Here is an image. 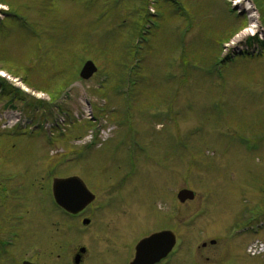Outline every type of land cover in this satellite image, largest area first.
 Wrapping results in <instances>:
<instances>
[{
	"label": "rangeland",
	"instance_id": "1",
	"mask_svg": "<svg viewBox=\"0 0 264 264\" xmlns=\"http://www.w3.org/2000/svg\"><path fill=\"white\" fill-rule=\"evenodd\" d=\"M174 1L0 0V264H72L80 247L83 264H128L165 229L164 264H264L248 251L264 227L244 232L264 223V43L224 61L251 36L246 4ZM87 60L98 72L81 81ZM70 176L97 197L75 219L51 196Z\"/></svg>",
	"mask_w": 264,
	"mask_h": 264
},
{
	"label": "water",
	"instance_id": "2",
	"mask_svg": "<svg viewBox=\"0 0 264 264\" xmlns=\"http://www.w3.org/2000/svg\"><path fill=\"white\" fill-rule=\"evenodd\" d=\"M96 71L92 63H87L81 72L83 79H89ZM56 202L69 212L77 213L83 210L92 200L93 196L77 178L56 181L54 186ZM178 199L184 203L193 200L194 194L183 190L178 194ZM88 222L85 221V224ZM175 244L174 237L168 232L153 235L142 241L137 247V256L132 264H155L165 258ZM84 252V249L81 250ZM79 258L76 259V263ZM23 264H31L24 262Z\"/></svg>",
	"mask_w": 264,
	"mask_h": 264
},
{
	"label": "bare ground",
	"instance_id": "3",
	"mask_svg": "<svg viewBox=\"0 0 264 264\" xmlns=\"http://www.w3.org/2000/svg\"><path fill=\"white\" fill-rule=\"evenodd\" d=\"M236 2L238 4L239 3H245L246 4V9L245 10L249 13V18L251 19V24H250L249 29H247V33H254V31L257 29V25H258L257 22H258V20H257V17L255 15L254 11L252 10V7L247 2V0H238Z\"/></svg>",
	"mask_w": 264,
	"mask_h": 264
},
{
	"label": "trees",
	"instance_id": "4",
	"mask_svg": "<svg viewBox=\"0 0 264 264\" xmlns=\"http://www.w3.org/2000/svg\"><path fill=\"white\" fill-rule=\"evenodd\" d=\"M254 1H257V0H254ZM262 1V6L264 7V0H261ZM259 9L260 10H262V8H261V6L259 5ZM261 18H262V20H263V22H262V25H263V27H264V15H262L261 14ZM69 40V39H68ZM257 42H260L259 41V38L258 37H254V38H249L248 39V41H247V44H249V45H253L254 43H257Z\"/></svg>",
	"mask_w": 264,
	"mask_h": 264
},
{
	"label": "flooded vegetation",
	"instance_id": "5",
	"mask_svg": "<svg viewBox=\"0 0 264 264\" xmlns=\"http://www.w3.org/2000/svg\"><path fill=\"white\" fill-rule=\"evenodd\" d=\"M86 255H87V252L84 254V255H82V262H81V264H83L84 263V260L86 259Z\"/></svg>",
	"mask_w": 264,
	"mask_h": 264
}]
</instances>
